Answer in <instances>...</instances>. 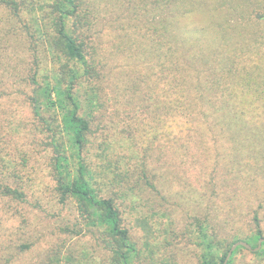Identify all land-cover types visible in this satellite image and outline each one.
<instances>
[{"label":"trees","instance_id":"16d2710c","mask_svg":"<svg viewBox=\"0 0 264 264\" xmlns=\"http://www.w3.org/2000/svg\"><path fill=\"white\" fill-rule=\"evenodd\" d=\"M42 203L70 211L45 243ZM261 238L264 0H0V264H224Z\"/></svg>","mask_w":264,"mask_h":264},{"label":"rangeland","instance_id":"374dc122","mask_svg":"<svg viewBox=\"0 0 264 264\" xmlns=\"http://www.w3.org/2000/svg\"><path fill=\"white\" fill-rule=\"evenodd\" d=\"M117 12H119V11H117ZM5 13H3V15H4ZM129 13L127 12L125 15H128ZM120 15H122V13L121 12H119V13H107V17L106 18H104V20L102 21V27L105 29V34H109V32L111 31V29H112V23L114 22L113 20H116V19H118L119 18V16ZM124 16V15H123ZM118 35V34H117ZM116 35V36H117ZM119 36V35H118ZM120 37V36H119ZM119 37H117V39L119 38ZM116 39V40H117ZM115 41V40H114ZM132 41L133 42H135L136 43V40L135 39H132ZM129 42V41H128ZM126 49V48H125ZM132 55V52H129V54H127V55H124V57L123 58H120L119 60H120V63L121 64H125L127 61H128V59H129V57ZM120 56H122V54H120ZM122 68V66H120V69ZM28 125V124H27ZM28 128H30L29 127V125H28ZM27 141H28V139H26ZM26 141V142H27ZM34 163H33V165H36L37 164V162H35V161H33ZM32 165V164H31ZM36 184H37V186H39V187H44L45 185H44V182H43V179L42 178H38L37 180H36ZM36 196H38L39 197V194L37 193V195ZM44 198V197H43ZM44 200L45 201H47V200H50V199H47V198H44ZM29 202L31 203V204H35V203H37L38 202V200H30L29 199ZM28 206V208L29 209H31L33 212H35L38 216H40L41 217V224H42V227H40V229H41V231H39V234H41V237L42 236H45L44 238H43V243H45L48 239L50 240V241H52V237H49L51 234H52V232H53V230L55 229V228H57V226H58V224L60 223V221H61V219L64 217V218H66V216H68L69 215V210H68V207L67 208H65V209H62L63 208V204H61V205H58L57 206V204L56 205H51V204H41V206L40 207H32V206H29V205H27ZM60 214H62V217H59V215ZM40 222V221H39ZM245 232H246V230H244ZM30 233H32V232H30ZM247 234L245 235V233H242L241 234V237L242 238H245L246 236H248V233H250V230L249 231H247L246 232ZM33 234V233H32ZM39 236V235H38ZM263 243V242H262ZM262 246V245H261ZM239 247V246H238ZM237 247V248H238ZM236 248V249H237ZM261 248V247H260ZM236 249L234 250V251H236ZM234 253V252H233ZM233 255V254H232ZM231 255V256H232ZM246 257V259L247 260H250V259H252V258H255V257H257V256H255L253 253H249L248 251H243V250H240V251H238L237 252V254H236V258H237V262H239L240 260H242V259H244ZM98 260L99 261H101L102 260V262L105 260V253L103 252V251H99V254H98ZM231 258V257H230ZM193 261V263H191V264H195L196 263V260H192ZM106 264H109V262H108V260H106Z\"/></svg>","mask_w":264,"mask_h":264},{"label":"water","instance_id":"95a60500","mask_svg":"<svg viewBox=\"0 0 264 264\" xmlns=\"http://www.w3.org/2000/svg\"><path fill=\"white\" fill-rule=\"evenodd\" d=\"M263 241H264V238H261L260 241H259V245H258V247H256V248H253V247L251 246V244H249L248 242H246V241H244V240H241V241H238V242L234 243V244L231 246V248H230V250H229V252H228V254H227V256H226V259H225V261H224V264H227V263H228V261H229L231 255L233 254L234 250H235L238 246H244V247H246V248L249 249V250H259L260 247H261V245H262V242H263Z\"/></svg>","mask_w":264,"mask_h":264}]
</instances>
